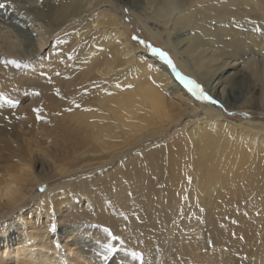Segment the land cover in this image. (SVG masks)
<instances>
[{"label":"bare ground","instance_id":"obj_1","mask_svg":"<svg viewBox=\"0 0 264 264\" xmlns=\"http://www.w3.org/2000/svg\"><path fill=\"white\" fill-rule=\"evenodd\" d=\"M136 2L142 15L136 14L135 24L141 26L155 42L159 37L165 38L164 46L184 75L202 83L209 94L214 98L218 96L223 104L229 81L235 76H242L245 88L240 100L242 104L237 108L244 110L243 104H253L252 109L258 108V111L248 112L245 109V119L233 120L214 105L195 100L165 64L133 44L131 23L125 21L124 9L117 0H0L5 4L4 8H0L1 66L5 64L13 71L9 73L14 75L22 69V66L16 67L11 63L12 60L20 63L21 45L19 52H22L18 54L10 41H19L26 25L28 35L26 41L20 39V44L27 42L30 53L27 49L25 52L43 63L48 76L54 73L59 78L54 79L53 86L59 83L57 81H67L64 82L67 88L66 85L70 84L67 79L73 75L71 72L75 75V70L79 69L78 76L72 78H82L83 91L86 87L93 90L91 97L88 95L89 99L86 97L84 100L81 98V102L77 101L79 108L74 102L75 105H71L74 111L64 114L65 104L68 103L63 105L62 99L55 97L57 87L53 91L51 86L57 104L60 101L65 107L62 111L64 115H59L62 124L65 123L61 126H66L59 131L60 136L70 134L79 141L77 147L80 150L77 149L80 151L78 160L82 157L81 167L78 168L79 164L75 163L63 165L59 173L54 172V175H48V179H42V183L47 184L59 179L58 188L47 187L46 192L37 198L39 201L35 198L27 204L33 208L28 213L23 208L14 216L0 220V264H75L71 257L79 260L78 264H108L103 260L104 245L115 243L109 233L112 235L115 231L121 237L126 229L131 232L135 251L143 254L144 264L151 263L157 235L166 231L170 238L176 236L172 245L167 242L172 246L168 249L173 250L166 255V264H264V123L259 120L264 118V114H259L264 113V0H196L195 5L193 0ZM129 8L132 15L135 14L132 7ZM177 8L180 10L177 11ZM148 23L160 30L154 32ZM25 64L23 67L29 65ZM37 76L34 78L40 75ZM44 76H41L42 80ZM48 76L45 80H49ZM35 79L32 81L35 82ZM75 79L74 82H77ZM22 81L23 84L31 83ZM10 85L12 87L13 84ZM72 87L75 86L72 84ZM44 89L38 92L42 93ZM73 90L77 95L82 93L76 87ZM9 91H4L5 95ZM71 95L68 93L69 97ZM77 95L73 98L76 99ZM44 98L43 102L49 103V98L47 101ZM33 100L32 106L37 103L34 104ZM52 103L50 100V105ZM7 106L3 104L0 107L2 143L11 136V132L19 138L25 133L23 131L19 135L20 130L13 124L18 117L14 120L11 114L13 108L8 111L10 106ZM51 109L47 110L49 114L56 113ZM183 111L190 115L201 114L202 123L179 128L178 124L184 118ZM25 112L22 120L30 117L32 123L37 118H32L34 114L31 110L27 112L31 116ZM62 112L60 110L58 114ZM24 114L26 118H23ZM50 117L54 120L52 115ZM56 118L59 119L58 116ZM53 124L55 126V122ZM40 130L42 132V128ZM14 138L16 136L10 139L12 143ZM29 139L27 141L30 142L32 137ZM33 140L31 142L34 143ZM39 144H43V140ZM64 144L68 145L69 141ZM2 152L0 149V158L5 155ZM128 153L130 158H119ZM16 155L11 159L18 158ZM116 158L121 162L117 168L121 165L124 169L115 168L117 171L103 182L102 191L87 192L84 178L92 176L85 175L98 170L105 161L116 166ZM128 161L130 164L127 167ZM4 166L6 163L0 160V168ZM64 170L68 172L63 173ZM189 174L192 181L187 185L184 178ZM66 176L80 177L73 185L78 187L69 192L56 193L66 186ZM100 177L103 176L100 174ZM153 177L156 182L149 186L148 182L153 181ZM84 191L85 195L82 194ZM131 203L136 208L130 215L125 209ZM34 214L36 218L31 217ZM82 218L92 219L96 224L90 229L71 226L62 227L57 234L51 232L52 225L57 222ZM21 226L29 232H24L26 230L20 229ZM39 236H42L44 244L38 242ZM124 244L129 249L126 246L129 242ZM133 244L131 247H134ZM125 257L128 256H119L114 264H140L131 256L127 260Z\"/></svg>","mask_w":264,"mask_h":264},{"label":"rangeland","instance_id":"obj_2","mask_svg":"<svg viewBox=\"0 0 264 264\" xmlns=\"http://www.w3.org/2000/svg\"><path fill=\"white\" fill-rule=\"evenodd\" d=\"M118 1V3H119V5H120V7L121 8H123L124 10V12H123V16H124V19H125V21L127 22V23H129L130 24V26H131V39H132V42H133V44H136L137 46H140V47H142L143 49H145L146 51V53H148L151 57H153L154 59H156V60H158V62H161V63H163L162 61H160L157 57H154V56H152L151 55V53H150V51L144 46V45H141V44H139L138 43V41L137 40H134L133 39V37L134 36H136V37H139V39H141V40H144V41H146L148 44H151L152 46H154V47H157V48H160V49H162L163 51H166L170 56H171V58L173 59V61H174V63H175V60H174V57L170 54V52H169V50L164 46V39L165 38H163V36L162 37H159L158 39H157V42H155V41H153V40H151V38H150V36L145 32V30L141 27V26H139L138 24H135V23H137V21H136V18L138 17L137 15H140L141 13H140V10H139V5H138V3L136 2V0H117ZM127 5V6H126ZM129 6H131L132 7V9H133V11L135 12V14H133L132 15V13H131V10H130V8H129ZM137 14V15H136ZM134 15H136V16H134ZM142 15V14H141ZM136 17V18H135ZM131 20V21H130ZM148 25L151 27V29L154 31V32H157L158 30H160V28H158L157 26H155L154 24H152V23H148ZM26 27V25L25 26H23V29H22V32H23V35H22V37L20 38L22 41H26V38H27V36L26 35H28L27 33H28V28L26 29L25 28ZM143 29V30H142ZM24 30V31H23ZM26 30V31H25ZM24 32H25V34H24ZM146 33V34H145ZM19 39V41H18V39H13L12 41H10L11 43H12V47H14V50H18L17 51V53L19 54V53H21L22 51H20L19 52V49H20V45H21V49L20 50H23V52H25V50L28 48V45L29 44H27V42H23V43H21L20 44V40ZM21 41V42H22ZM19 43V44H18ZM27 44V45H26ZM23 45V46H22ZM19 47V48H18ZM24 48V49H23ZM49 50V49H48ZM48 50H47V52H48ZM16 51H14L15 53H16ZM27 51L29 52L30 50L29 49H27ZM22 52V55H21V57H23V58H19L18 59V61H20V63H22V69H23V71H22V69L21 70H18V73H17V71L16 72H14V73H16L15 75L14 74H11V73H13V71H11L5 64H3L2 66L0 65V75H2L3 74V76L4 77H2V76H0V90H1V92L2 93H4V95L6 94L5 92L6 91H8V90H10L9 92H8V97H10L11 96V94L14 96V97H12V99L13 100H15V101H20V102H18L17 103V106H16V109L15 108H11V106L9 107V105L7 106V107H9L8 108V111H11V109H12V113L11 114H13L12 115V117L14 118V120L16 119V117H18V119H17V123L14 121V123L13 124H15L16 125V129L19 131V135H21V133L24 131L25 133H26V135H25V133L24 134H22V136L20 137L21 138V140H19L20 138H19V136L17 135V134H14V133H10V135L11 136H9L8 137V139L6 138L5 140H3V142L4 143H2L1 141H0V146H2V147H0V149H1V151H3L2 152V154H5V155H2V158H0V160L1 161H4V163H6V165L7 164H9V163H11L14 159H11V158H13L12 156H14V155H16V154H18V155H16V157H18L19 159L20 158H22V159H28V160H30L33 164H34V166H35V169H36V172H37V174L42 178V179H48V177L49 176H52V175H54V172H57V173H59V169H61L62 167H63V165H68V164H73V163H75V164H79V166H78V168H80L81 166V163H80V160H82V157L80 158V160H78L79 159V154H80V148H78L77 146V143L79 142V141H77L76 139H73V137L69 134V136L68 135H62V136H60V134H61V132H59L60 130H63L62 128H66V126L65 127H62V126H64L65 125V123H63L62 124V122H63V120L62 121H60V119H61V114H63V112H64V114L66 113H68V114H70V113H72L73 111L71 110V109H73V108H71V105H75V103L74 102H81L82 100H84L83 98H86V99H89L91 96L90 95H92V93H93V90L91 89H89V87H86V90H85V88H84V91H83V84H81V83H83V81H82V78H80L81 79V83H80V79H78V77L75 79V78H72V76H78V70L79 69H76L75 70V75H74V73L73 72H71V74H73V75H70L69 76V78L67 79L68 80V84H69V82H70V84H71V80L73 81V85L76 87V89L78 90L80 87L82 88H80L79 90H82V93H79L78 95H77V93H75V92H73L74 90H73V88H75V87H72V84L70 85H66L67 86V88L69 89V88H71L70 89V91H68V90H66L67 88L65 87V83L67 82V81H64V82H62V83H60L61 81H57V82H59L58 84L56 83L55 84V86L57 87V88H55V86H53L54 85V79L56 80L57 79V77L56 76H54L53 74L54 73H52V75L49 73V76L47 75V73L45 72V70H44V68H46L45 66H43V67H41V65L40 64H43L41 61H39V59L38 58H35V57H32V56H29V53L28 52H25V54ZM47 52H45V53H47ZM26 53H28V54H26ZM25 55V56H24ZM29 59H28V58ZM31 57H32V59H31ZM27 63V64H29L28 66H26V67H23V66H25L26 64H25V62ZM43 61V60H42ZM24 63V64H23ZM35 63V64H34ZM39 65H38V64ZM37 64V65H36ZM164 64V63H163ZM35 65V68H37V69H35L33 66ZM5 68H4V67ZM33 67V68H32ZM25 68V69H24ZM7 69V70H6ZM32 69H34V70H32ZM9 70V71H8ZM37 70V71H36ZM40 70V71H39ZM43 70H44V72H43ZM35 71V72H34ZM9 72H11V73H9ZM39 72V73H38ZM41 72H43L44 74H45V76H44V80H42V78H41ZM34 74H35V76H34ZM77 74V75H76ZM8 75V76H7ZM40 77V80H38V76ZM51 75V76H50ZM8 78H7V77ZM38 77V78H34V77ZM47 76H48V78H51L52 76V80H50V82L52 83L53 82V84H51L50 82H48L49 80L48 79H46L45 80V78H47ZM71 77V78H70ZM79 77H80V74H79ZM6 79H9V81L13 84L12 85V87H11V83L9 82V81H7L6 82ZM32 79L34 80L35 79V82L34 81H32ZM61 79V78H60ZM74 79H75V81L76 80H78L77 82H74ZM175 79L178 81V82H180L176 77H175ZM193 79V78H192ZM22 80H24L25 81V83H29L30 81H31V83L28 85V84H23V81ZM27 80V81H26ZM57 80H59V78L57 79ZM62 81L64 80V78H62L61 79ZM66 80V79H65ZM195 80V79H194ZM37 81V82H36ZM45 81H47V82H45ZM22 82V83H21ZM43 82V83H42ZM198 82V81H197ZM10 83V84H9ZM47 85H46V84ZM64 83V84H63ZM75 83V84H74ZM76 83H77V85H76ZM181 83V82H180ZM199 84H201L203 87H204V89H205V91L206 92H208L207 90H206V88H205V86L202 84V83H200V82H198ZM38 84H40V85H38ZM43 84H44V86H43ZM60 84L61 85H64V87L66 88H64V89H62L63 87L62 86H60ZM78 84H81L80 86H78ZM182 84V83H181ZM5 85V86H4ZM33 85V86H32ZM40 87H38V86ZM42 85V86H41ZM48 85H50L49 87L51 88H49L48 87ZM58 85V86H57ZM30 86V87H29ZM32 86V87H31ZM47 86V87H46ZM51 86H53V91H54V88H55V90H56V92H54L55 94L57 93V90L58 91H60L59 92V96L56 94V96H55V94L54 95H52V92H51V90H52V87ZM70 86V87H69ZM182 86H183V84H182ZM2 87V88H1ZM3 87H4V91H2V89H3ZM7 87V88H6ZM8 87H9V89H8ZM21 89H20V88ZM45 87V89L46 88H49V89H46V91H45V89H44V92H40V97L39 96H34L33 95V93L34 92H38V91H43L42 90V88H44ZM62 87V88H61ZM184 87V86H183ZM244 88H245V81H244V79H243V77L242 76H235L233 79H231V81H229V83H228V89H227V91H226V95H225V99H224V103L225 104H223V102H221L220 104L221 105H224L223 106V108H221V107H219V106H217V105H214V107H216L217 109H219L221 112H223V114L225 115V116H227L229 119H233V120H239V119H245L246 117H245V113H243V111H245V109H246V111H248V112H256V111H258V108H254V109H252L253 108V104L252 105H247V104H243L242 106L243 107H245V109L244 110H239L240 108H237V106H241V104H242V101H240L241 99H242V95L244 94ZM6 89V90H5ZM87 89H89V91L87 90ZM184 89H185V91H187V89L184 87ZM21 90V91H20ZM37 90V91H36ZM63 90L67 93V91H68V93L71 95L72 93H74V95L76 94L77 96H75L76 97V99L75 98H73L74 97V95L72 96H68V93H67V98H66V93L65 92H63ZM72 90V91H71ZM78 90V91H79ZM24 91V92H23ZM51 93V96L49 95L50 93ZM0 92V93H1ZM12 92V93H11ZM87 94H86V93ZM44 93V96L46 97V95H45V93L47 94V97L46 98H44V96H42V94ZM187 93L189 94V95H191L188 91H187ZM209 93V92H208ZM24 94V95H23ZM32 94V95H31ZM80 95V96H79ZM81 95H82V97H81ZM83 95H85V96H83ZM88 95L90 96V97H88ZM18 96H21V98L20 97H18ZM41 96L44 98V100L45 101H47L48 100V98H49V103L48 102H43V98L41 99ZM48 96H50V97H48ZM57 97V99L59 100H61L62 99V101H63V105L65 104V103H68V104H65V105H67V107H66V109H64L65 107L63 106L62 107V105L60 104L61 102L59 101L58 103L59 104H57V99L54 97V99L53 98H51V97ZM62 96H65V98H62ZM26 97V98H25ZM59 97V98H58ZM68 97L72 100H70V99H68ZM77 97H78V100H77ZM15 98V99H14ZM19 98H20V100H19ZM38 98V99H37ZM51 98V99H50ZM81 98H82V100H81ZM194 98V97H193ZM214 98V97H213ZM26 99V100H25ZM34 99V100H33ZM56 99V100H55ZM65 101H67V102H65ZM73 99H75L76 101H73ZM85 99V100H86ZM214 99H216V100H218V96H216ZM32 100H33V103L35 104L36 102V106L34 105V106H32ZM36 100V101H35ZM50 100L51 101H53V103L50 105ZM90 101V100H89ZM219 101V100H218ZM240 101V102H239ZM40 102V103H39ZM72 104H71V103ZM77 102V103H78ZM49 105H48V104ZM202 103V102H201ZM238 103V104H237ZM46 104V105H45ZM79 104V103H78ZM202 104H206V103H202ZM31 105V107H29ZM49 107H48V106ZM52 105H53V107H52ZM55 105H58L57 107L55 106ZM61 105V106H60ZM69 105V106H68ZM19 106V107H18ZM47 106V107H46ZM50 106L53 108V109H51L50 108ZM46 107V108H45ZM59 108V109H57L56 110V108ZM61 107H62V109H61ZM17 108L19 109V108H21L22 109V112H20L21 111V109H19L18 111H17ZM28 108L30 109V108H32V109H36V108H40L41 109V112H40V119L38 118H36L37 116H34V115H37L32 109H30L31 110V112H33L32 114H34L33 116H32V118L34 117V118H36L35 120L37 121V122H39L40 120V122L39 123H41V124H39V123H36V121L35 120H32V123H30L31 121H30V117H27V116H29L30 115V113H27V112H30V110L28 111ZM51 109V112H52V110H54V112H56V113H48V111H50V109ZM248 108V109H247ZM10 109V110H9ZM26 109H27V111H26ZM49 109V110H48ZM63 109H64V111H63ZM26 112H25V111ZM48 110V111H47ZM60 110H61V112L62 113H59L58 114V112H60ZM13 111H16L17 113H15V112H13ZM25 113H27L26 115V117L28 118V119H24V120H22V115H23V113L24 112ZM17 115H15V114ZM18 113H20V114H18ZM22 113V114H21ZM48 113V114H47ZM230 113H235V115H230ZM31 114V115H32ZM43 114V115H42ZM63 114V115H64ZM259 114H264V113H259ZM30 115V116H31ZM45 115V116H44ZM47 115H48V117H47ZM52 115V117H54L53 119L54 120H50V119H52L50 116ZM53 115H55V116H53ZM60 115V116H59ZM62 115V116H63ZM183 115H184V118L182 119V121H180V123L178 124L179 125V128H181L182 126H184V125H188V124H190L189 126H196V124L198 123V122H201L202 121V116H200L201 114H198V115H190L188 112H185V111H183ZM56 116H58L59 117V119H57L56 118ZM256 116V115H255ZM264 116V115H263ZM19 117H20V119H19ZM25 117V114H24V116H23V118ZM25 117V118H26ZM49 119H47V118ZM68 117V116H67ZM187 117V118H186ZM195 117V118H194ZM44 118V119H43ZM55 118H56V120H58V121H60V122H58V121H56L55 120ZM63 119L65 118L64 116L62 117ZM250 118V117H249ZM248 118V119H249ZM47 119V120H46ZM18 120H19V123H18ZM29 120V123L27 122ZM46 120V121H45ZM65 120V119H64ZM184 120V121H183ZM191 120H193V121H191ZM260 121H262L263 123H264V118H262V119H259ZM22 121H23V123H22ZM35 121V122H34ZM51 121H53V122H51ZM66 121V120H65ZM46 122V123H48V124H44V123ZM49 122H51V123H49ZM55 122V126H54V123ZM56 122H58L59 124H60V126H58V127H56L57 126V124H56ZM28 124V125H31V126H28V125H23L24 127H22L21 126V124ZM186 123V124H185ZM202 123V122H201ZM19 124V125H18ZM34 124H36V126L34 125ZM38 125V126H37ZM62 125V126H61ZM42 126V127H41ZM47 126V127H46ZM21 127V128H20ZM29 127V128H28ZM36 127V128H35ZM54 127H56V128H54ZM60 127V128H59ZM40 128H42V132H39V131H41L40 130ZM43 128L45 129V130H47V131H49V128H51L50 130H52V128L54 129V130H52V131H49V133H47L45 130H43ZM58 128H59V130H58ZM30 129V130H29ZM33 129H35V130H33ZM16 130V131H17ZM58 130V132L56 133V131ZM17 131V132H18ZM36 131H37V133H36ZM41 133V134H40ZM44 133V134H43ZM32 134V136H30ZM47 134H49V136L47 135ZM16 136V138H14L13 139V143H12V140H10L12 137H15ZM39 136V137H38ZM41 136V137H40ZM45 136V137H44ZM48 136V137H47ZM58 136L60 137L59 139H57L58 138ZM11 137V138H10ZM31 137H32V139H31ZM36 137V138H35ZM62 137V138H61ZM66 137H68L67 139H66ZM69 137H71L70 139H69ZM10 138V139H9ZM24 138H26V139H24V141L25 142H23V139ZM33 140V138H34V140L33 141H35L34 143L33 142H31V140ZM30 140V142H31V144H30V142L29 141H27V140ZM46 139V140H45ZM48 139V140H47ZM52 139V140H51ZM16 140H18V142L20 141H22L21 143H20V145H19V143L17 142V143H15V141ZM40 140V141H39ZM42 140H43V144H39L40 142H42ZM57 140V142H56V145L54 146L53 144H55V141ZM64 140V141H63ZM66 140H68L69 141V144L66 146L65 144H64V142L65 143H68V141L66 142ZM71 140H73V141H71ZM74 140H75V142H74ZM27 141V142H26ZM49 141H51V142H49ZM54 141V142H53ZM59 141H63V142H59ZM53 142V143H52ZM60 144H59V143ZM27 143V145H23V144H26ZM14 144V147H12V145ZM29 144L31 145V146H33L34 147V149H35V151H32V148L31 149H27V148H30L31 146H29ZM35 144H37L36 146H35ZM41 145L42 146V148H41V146H39V145ZM19 147H17V146ZM22 145V146H21ZM73 145V146H72ZM24 146V147H23ZM39 147V150H36V148L38 149V147ZM47 146H49V147H47ZM72 148V147H74V148H70V147ZM25 147H26V149H25ZM36 147V148H35ZM51 147H52V149H51ZM24 148V149H23ZM40 148H41V150H42V152H44L45 151V153H42L41 151H40ZM79 150H78V149ZM10 149V150H9ZM15 149H16V151H15ZM17 149H19V150H17ZM33 149V150H34ZM44 149H46V150H44ZM7 150V153L5 152ZM23 150V151H22ZM28 150L29 152L30 151H32L31 153H27L26 151ZM47 150H48V152H47ZM55 150V151H54ZM70 150H72V151H70ZM15 153H13V152ZM38 151H40V152H38ZM50 151V152H49ZM58 151V152H57ZM138 152V151H137ZM9 153V154H8ZM13 154V155H10V154ZM20 153V154H19ZM35 153H37V154H35ZM39 153L40 154H42V155H40V156H38L39 155ZM31 154V155H30ZM21 155H22V157H21ZM24 155V156H23ZM27 155H29V156H27ZM44 155H45V158H44ZM50 155V156H49ZM33 156V157H32ZM124 156H127V157H129L130 158V154L128 153L127 155H121V156H119V158H121V159H124ZM136 156H139V154L138 155H136ZM4 157H5V159H4ZM7 157V158H6ZM16 157H14V158H16ZM27 157V158H26ZM51 157V158H50ZM10 158V159H9ZM32 158V159H31ZM53 158V159H52ZM55 158V159H54ZM141 158V157H140ZM45 159V160H44ZM67 159H69L70 160V162L67 160ZM6 160V161H5ZM51 160V161H50ZM119 160H117V158L115 159V162H114V164H116V166L115 165H113V164H109V162L108 161H105L103 164H101V166L102 167H100L98 170H94V171H92V173L91 172H89V173H87L85 176H92V177H90V178H84L85 179V181L83 182L84 183V186H86V188H87V192L88 191H98V192H100V191H102L100 188H101V186L102 185H104L105 183H103L104 181H106V180H108L109 179V177L112 175L111 173H114L115 171H117V169H119L120 168V170L121 169H124V168H121V165L117 168V166L119 165ZM106 163H108V164H106ZM121 163V162H120ZM88 164H90V163H88ZM88 164H86V165H88ZM106 164V165H105ZM127 164V167L129 166V161H128V163H126ZM5 165V164H4ZM86 165H82V167L83 166H86ZM106 166H107V168H106ZM112 170H110L109 168ZM114 167V168H113ZM78 168H76V169H78ZM104 168V169H103ZM115 168H117V169H115ZM71 170H73V169H71ZM108 170V171H107ZM110 170V171H109ZM98 171V172H97ZM66 172H68V170H64L63 171V173H66ZM94 172V173H93ZM110 172V173H109ZM96 173V174H95ZM92 174V175H91ZM100 174H101V176H103L102 178L100 177ZM108 174H110V175H108ZM49 175V176H48ZM55 175H56V173H55ZM155 176V175H154ZM95 177V178H94ZM108 177V178H107ZM65 178V184H66V186L64 187V188H62V189H58L57 191H56V193H60V192H69V190H74V189H76L77 187H78V185L77 186H73L74 185V182L77 180V179H79L80 177H76V178H72V177H70V176H66V177H64ZM93 179H95V181H93ZM100 179V180H99ZM58 180L59 179H57V180H54V181H52V182H50L49 184H47V183H42L39 187H38V189H37V191H36V194H35V197H34V199L36 198H40L45 192H46V190L49 188V189H55V188H58L59 187V184H60V182H58ZM184 181H185V183L188 185V183H190L191 181H192V175H187V176H185V178H184ZM56 182V183H55ZM102 183L101 185H95L96 183ZM154 182H156V178H154L153 177V181H149L148 182V184H149V186H152L153 184H154ZM53 183V184H52ZM51 184H52V186H51ZM69 184H71L70 186H69ZM48 187V188H47ZM41 188H44L45 189V191L44 192H41L40 191V189ZM104 190V189H103ZM83 195H85L86 194V191H84L83 193H82ZM186 194H188V190L186 191ZM38 196V197H37ZM40 199H37V201H39ZM132 204V203H131ZM32 205H27L26 207H25V213H28L30 210H32L33 208L31 207ZM29 208V209H28ZM134 208H136L133 204L131 205V206H128L126 209H125V211L128 213V214H132V209H134ZM30 217V216H29ZM31 217H34V218H36V214H34V215H32ZM43 218H45L44 216H42ZM58 216H56V218H55V220L57 221V218ZM22 224H23V227H24V222L22 221ZM58 224H60V225H58ZM76 226H75V225ZM96 224V222H93V220L92 219H89V218H82V219H72V220H70V221H64L63 223L61 222H57V223H55V225H56V230L53 232V231H51L52 233H59V232H61L62 231V227H71V226H74V227H78V228H86V229H90V228H92L93 227V225H95ZM22 226H21V228L20 229H24V230H26V231H24V230H22V231H24V232H26V233H28L29 231L27 230V228H23ZM57 231V232H56ZM125 231H129V230H123V232L126 234H122L121 233V237H120V235L119 234H116V232L114 231V232H112L113 234L112 235H115V236H117L118 237V242H119V240H125L126 242L128 241L129 242V245H127L126 244V246H129V249H127L128 247H125L124 245L122 246V249L120 248L121 246H120V243H118L117 242V240L116 241H114L115 243H114V246L116 245V243H117V246L116 247H119L120 248V251L118 252V253H116L115 255H114V257L112 256L111 257V259L108 261V262H106V263H108V264H110V263H112L113 262V264H114V262H115V259H118V257L119 256H128V257H125V259L127 260V258H129L131 255H130V253H129V251L130 252H132V251H135V249H136V246H135V244H133L134 242L132 241V238H131V232L129 231V232H125ZM130 233V234H129ZM168 233V231H166L165 232V234H158L157 235V240L155 241L156 242V246H155V249L152 251V259H151V263L150 264H166L167 263V260L165 259L167 256L166 255H169L168 253H170V252H172V250L173 249H171V250H169L168 249V246H169V248H172V246L170 247V244L169 243H171V245H172V241L173 240H175V237L176 236H173L172 238H170L171 236L169 235V234H167ZM174 233H176V235H177V232H175L174 231ZM127 234H129V235H127ZM166 234H167V236L168 237H166ZM129 236V237H128ZM124 237L126 238L127 237V239H124ZM160 237V238H159ZM123 238V239H122ZM168 238V239H167ZM170 238V239H169ZM38 242L40 243V244H44V242H43V239H42V236H39L38 238ZM166 239H167V241H166ZM113 241V240H112ZM125 241H124V243H125ZM170 241V242H169ZM167 242H169V243H167ZM174 242V241H173ZM131 244H133L132 246H134V247H131ZM130 247H131V249H130ZM125 248V249H124ZM135 248V249H134ZM127 249V250H126ZM36 252H39L38 250H36ZM125 253V255H124V253ZM129 254V255H128ZM72 256V255H71ZM70 256V257H71ZM161 256V257H160ZM116 257V258H115ZM163 257V258H162ZM114 259V260H113ZM161 259H163L162 260V262L163 263H161L160 261H161ZM113 260V261H112ZM166 260V261H165ZM71 261L72 262H74L75 264H78L79 263V260H76L74 257H71Z\"/></svg>","mask_w":264,"mask_h":264},{"label":"clouds","instance_id":"obj_3","mask_svg":"<svg viewBox=\"0 0 264 264\" xmlns=\"http://www.w3.org/2000/svg\"><path fill=\"white\" fill-rule=\"evenodd\" d=\"M196 0H193V5ZM180 9L177 8V11ZM42 178L28 159H14L0 168V220L14 216L36 194Z\"/></svg>","mask_w":264,"mask_h":264},{"label":"snow or ice","instance_id":"obj_4","mask_svg":"<svg viewBox=\"0 0 264 264\" xmlns=\"http://www.w3.org/2000/svg\"><path fill=\"white\" fill-rule=\"evenodd\" d=\"M4 7H5V4L0 3V8H4ZM133 39L137 40L139 44L144 45L150 51L152 56L157 57L160 61H162L167 66V68L170 69L171 73L174 74V76L183 84V86L187 89V91L191 94V96L195 98V100L202 102V103H206V104L217 105L223 108V105H221L218 100L214 99L208 92H206L204 87L201 84H199L196 80L184 75L177 68L173 59L166 51H163L160 48H157V47L152 46L151 44H148L146 41L139 39V37L134 36ZM58 43H61V41H58ZM69 59H72V57H69ZM11 63L15 64L16 67L21 66L20 63L15 60H12ZM41 67H43V64H41ZM149 67H151V65ZM41 75H44V73L41 72ZM57 75H59V73H57ZM50 80L51 78H49V82ZM116 86L120 87L119 84H117ZM129 87H131V85H129ZM33 95L39 96L40 93L34 92ZM57 95H59L58 90H57ZM17 103H18L17 101L11 99L7 95L0 93V107H2L3 104H8L9 106L15 108L17 106ZM76 107L79 108L80 105L77 104ZM91 110L92 109H85V111H91ZM33 111L36 112L37 118H41L40 108L33 109ZM230 115H235V113H230ZM244 115H247V113H245ZM40 191L44 192L45 189L41 188ZM51 230L54 232L56 230V225H52ZM109 235L111 236V239L113 241H116L118 239L117 236L111 235V233H109ZM119 243L121 246L124 245L123 240H119ZM119 251L120 249L114 246V244L109 243V244L104 245L103 260L105 262H108L111 259V257L115 255L116 253H118ZM130 255L133 260H139L140 264H144V256L142 253L137 252V251H132Z\"/></svg>","mask_w":264,"mask_h":264}]
</instances>
